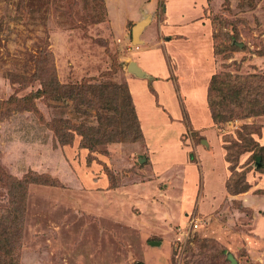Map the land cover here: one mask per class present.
<instances>
[{"label":"rangeland","instance_id":"1","mask_svg":"<svg viewBox=\"0 0 264 264\" xmlns=\"http://www.w3.org/2000/svg\"><path fill=\"white\" fill-rule=\"evenodd\" d=\"M165 2L184 36L158 72L170 80L145 90L144 126L128 84L132 11L157 4L163 22ZM223 164L210 204L203 186ZM228 254L264 264V0H0V264Z\"/></svg>","mask_w":264,"mask_h":264},{"label":"crops","instance_id":"2","mask_svg":"<svg viewBox=\"0 0 264 264\" xmlns=\"http://www.w3.org/2000/svg\"><path fill=\"white\" fill-rule=\"evenodd\" d=\"M157 6H158L157 4L153 8H150L147 6H141L140 11L137 10L136 13H135V11H132V14H134V17L132 19H134L135 25L138 22H140L141 20H144L146 18L149 19V23L146 25V27L144 28V30L140 34V36L138 38V42H136L134 40V36H133V29H134L135 25L132 28V38L136 42V44H137L136 46H137V49L139 51L133 55V60H131V62L128 65V71H129V66L132 62H134L135 65L142 71L141 75H138V74H135L132 72V74H130L131 76L129 77L128 84H129L131 95L134 99V104L136 107L137 115L139 116L141 122H143L144 126H150L151 125V123L149 122L150 110H149V107L147 106V104H148L147 103V101H148L147 97L148 96H147V92H145V90H147V88L149 87V84H151L155 90V87L158 88V86L162 84L161 81L170 80V76H168V73L164 74V75H160L158 72L161 69L166 68V63H165L166 54H167V56H170L168 50L171 47V45L173 44V42L178 40V39L179 40L183 39V38H179L178 36H184V35H182L184 32H182L180 34V33L175 32L173 30V24H172L171 28L168 27L170 25V21L168 20L169 8H168V5L166 2L164 3V12H166V19L163 22H156V19L154 21L153 13L156 12V9L158 8ZM142 8L144 11L149 12V14H145L143 18H140ZM192 24H194V23H191V27L196 25V24H194V25H192ZM187 25H189V24H187ZM151 29H154V30L152 31ZM185 36H187V35H185ZM199 40L201 41V39H199ZM171 48H173V47H171ZM176 66L178 67L177 64H176ZM170 69H171V71L173 70V72H174V69H172L171 67H170ZM129 72H131V71H129ZM208 85L209 84L205 83L202 86H200V84L198 83V87L194 91V93L196 92L197 95H199L201 93V96H202L200 98L201 100H203V98L206 97L205 93L207 91H205V90L208 89L207 88ZM158 94H159V96L160 95L162 96V100H163V95L160 94L159 92H158ZM171 95H172V92L169 91L168 97H170ZM170 101H172V96H171ZM173 101H176V100H173ZM176 104H177V106H176ZM176 104H174L175 108H177L178 106L180 107L179 99H178ZM178 110H179V108H178ZM180 110L182 111L181 107H180ZM146 113H149V114L147 115L146 119H144V114H146ZM154 113H156V115H159V113L161 114V111L156 109V111H154ZM182 117L183 116H181V115H177L174 118L177 119V122H180L182 120ZM178 118H180V119H178ZM171 122H173V121H171ZM145 123H147V125ZM216 142H218V141H216ZM219 146H220V149L222 150L223 148L221 147L220 144H219ZM221 157L223 160L224 159L223 154ZM223 163H226V162L223 161ZM224 169H225V166L223 164V171H222L221 177L219 178V181H217L215 179L216 184H215V186H213V190H210V192H207L205 190L204 186H203L204 190L202 188L203 198L206 200V202H208L210 204L215 203L216 199H218V196L220 198H223L222 194H224L225 182H226V180L224 179V177H225L224 176V174H225ZM221 187L223 188L222 191H221ZM226 188L228 190L227 186H226ZM196 194H197V196H201L200 194H198V191L196 192ZM196 194L193 197H196ZM189 197L192 198V196H189ZM220 203H221V201L218 199V202H216V204H220ZM202 205H204V207H206V203L203 202ZM177 222H178V219H177Z\"/></svg>","mask_w":264,"mask_h":264},{"label":"water","instance_id":"3","mask_svg":"<svg viewBox=\"0 0 264 264\" xmlns=\"http://www.w3.org/2000/svg\"><path fill=\"white\" fill-rule=\"evenodd\" d=\"M149 23V19L146 18L144 20H141L140 22H138L134 29H133V36H134V40L136 42H138V38L140 36V34L142 33V31L144 30V28L146 27V25ZM129 71L141 75L142 71L135 65L134 62H132L129 66ZM258 162H260V158H258ZM228 258L231 261L232 264H238L237 260L235 259V257L232 254H228Z\"/></svg>","mask_w":264,"mask_h":264},{"label":"trees","instance_id":"4","mask_svg":"<svg viewBox=\"0 0 264 264\" xmlns=\"http://www.w3.org/2000/svg\"><path fill=\"white\" fill-rule=\"evenodd\" d=\"M213 78H214V77H213ZM213 78H212L211 83H210V85H209V91H210L211 88H212V81H213ZM217 78H218V77H217ZM219 78H220V77H219ZM245 83H246V82H245ZM246 84H247V86H246L247 88H246V89H244V88H242V86H240V87H238L237 90H240V93H245V96H244L245 99L248 98V99H247L248 101H249V99H251V101H252V100H253V98L251 97V96H252V91L255 90V87L252 86V88H251V85H250L249 83H246ZM249 87H250L251 90L248 91V88H249ZM210 92H211V91H210ZM210 92H209V98H210ZM239 97H240V96H239ZM249 97H250V98H249ZM130 98H131V95H130ZM209 98H208V99H209ZM131 101H132V98H131ZM216 119H217V121L219 120L217 115H216ZM226 157H228L227 160L230 162V158H231V157L229 156V154H227ZM232 180H235V176L231 177L230 182H229L228 185H227V186H228V189H229V191H230V193L233 192L232 189H231L232 186H233V183H231ZM241 183H242V182L238 181V185H241ZM246 188H248V187H247V184H246ZM239 192H241V191L233 192V193H236V194H237V193H239Z\"/></svg>","mask_w":264,"mask_h":264},{"label":"built area","instance_id":"5","mask_svg":"<svg viewBox=\"0 0 264 264\" xmlns=\"http://www.w3.org/2000/svg\"><path fill=\"white\" fill-rule=\"evenodd\" d=\"M195 227H197V225H195Z\"/></svg>","mask_w":264,"mask_h":264}]
</instances>
